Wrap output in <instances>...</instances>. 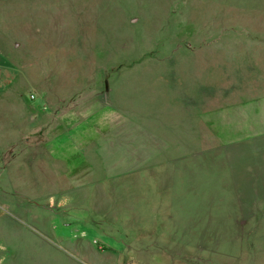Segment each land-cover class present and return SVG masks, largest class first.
Segmentation results:
<instances>
[{"label":"rangeland","instance_id":"1","mask_svg":"<svg viewBox=\"0 0 264 264\" xmlns=\"http://www.w3.org/2000/svg\"><path fill=\"white\" fill-rule=\"evenodd\" d=\"M6 1L0 0V25L15 27H0V53L10 58L6 63L19 70L20 99L29 106L28 132L36 134L30 105L42 102L45 110L54 102L59 106L58 165L39 167L35 174L39 189L32 186L34 174H27L30 175L28 189L23 191L27 196L42 197L43 201L58 199V229L68 242L70 236H85L81 226L83 216L74 209L82 208L85 197L99 196L100 172L94 148L98 136L90 133L93 126L90 118L99 116L100 104L113 102L117 95L123 108L132 103L143 111L147 108L165 111L166 102L178 103L184 98L194 101L200 95L209 106L216 104L218 96L219 105L233 83L243 84L246 69L244 61L232 63L224 58L228 52H244L246 46L240 45L239 40L251 30L225 31L235 37L234 41H239L237 44H202L206 37H211V30L205 25L209 24L212 13L228 10L227 19L256 29L252 31L255 35L257 31L264 34V11L252 13L245 8L218 5L215 0H12L15 3L11 6ZM185 7L190 12L178 11ZM247 50L261 55L258 63L263 68L264 44L257 41L247 46ZM232 69L238 76H228ZM201 89L203 93L199 92ZM225 126L222 127L226 141L231 135ZM43 131L44 142L50 145V131ZM6 175L1 172L0 180L4 181ZM134 187L128 189L136 193L139 188ZM121 189L118 187V191ZM116 191L114 183L106 187L113 197ZM9 193L8 190L0 195ZM136 209H139L137 216L141 213L156 220L150 217L133 220L135 225L148 228L156 223L162 230L156 235L142 236L147 229L135 230L134 225L128 224L129 236L121 241L114 243L115 238H102L112 239V247L95 237L94 244L103 254L101 264H133L132 260L136 264H144V260L147 264H225L227 261L255 264L258 261L257 248L250 245L247 249V238H243L244 242L239 240L240 246L246 247L235 252L236 256L226 251L229 247L239 250V243H232L239 238L228 236L215 238L217 247L222 248L220 252H202V238L196 235L201 217L193 194L186 192L177 203L147 202ZM128 215L132 216L124 214ZM250 239L258 246L257 237Z\"/></svg>","mask_w":264,"mask_h":264},{"label":"crops","instance_id":"2","mask_svg":"<svg viewBox=\"0 0 264 264\" xmlns=\"http://www.w3.org/2000/svg\"><path fill=\"white\" fill-rule=\"evenodd\" d=\"M215 1L252 13L264 11V0ZM6 3L11 6L15 2ZM178 11L189 10L185 7ZM227 13L228 10L212 13L205 25L211 30V37L201 43L224 46L241 41L239 44L246 46L244 52H228L224 60L232 63L242 60L246 69L243 84L233 83L219 105L215 94L211 97H215L216 104L210 106L199 95L194 101L184 98L178 103L166 102L165 111L157 108L143 111L132 103L123 108L116 95L113 102L100 104L99 116L90 118L93 121L90 133L98 136L94 148L100 172L99 196L85 197L82 208L74 209L83 216L81 226L85 236H70V242L60 236L58 229V199L43 201L42 197L27 196L23 191L28 189L27 174H34L32 186L39 189L35 176L39 167L58 165L59 106L54 102L45 110L42 102L30 105L36 134L28 132L29 106L20 99L19 70L6 63L10 58L0 53V173L7 174L4 181L0 180V194L10 191V195H0V264H101L103 254L94 244L95 237L112 247L113 242L129 236L128 224L134 225L135 230L147 229L142 236L156 235L162 230L160 225L152 223L141 228L133 223L150 217L141 213L137 216L136 207L147 202L177 203L186 192L193 194L201 217L196 235L202 238V252H220L222 248L217 247L215 238L228 236L239 238L232 241L239 243V250L229 247L226 251L236 256L235 252L246 247H241L239 240L244 242L243 238H247V249L251 245L259 254L255 264H264V66H259L262 60L259 53L247 50V46L257 41L264 44V34L257 31L255 35L252 31L256 29L230 21ZM229 29L251 31L236 42L235 37L225 33ZM214 57L215 54L211 55L212 60ZM210 71L213 75V68ZM234 71H228V76H238ZM204 75H208L207 71ZM223 125L228 126L231 135L226 141ZM44 129L50 131V145L44 142ZM112 183L117 190L114 197L106 192ZM120 186L122 189L118 191ZM129 186L139 189L135 193ZM19 190L22 192L18 193ZM125 213L132 216L125 217ZM106 237L115 240L102 239ZM250 237H257L258 246L252 244ZM136 262L132 260L133 264Z\"/></svg>","mask_w":264,"mask_h":264},{"label":"built area","instance_id":"3","mask_svg":"<svg viewBox=\"0 0 264 264\" xmlns=\"http://www.w3.org/2000/svg\"><path fill=\"white\" fill-rule=\"evenodd\" d=\"M32 99H35V97H34V96H32Z\"/></svg>","mask_w":264,"mask_h":264}]
</instances>
